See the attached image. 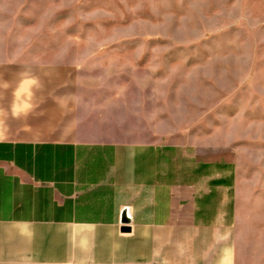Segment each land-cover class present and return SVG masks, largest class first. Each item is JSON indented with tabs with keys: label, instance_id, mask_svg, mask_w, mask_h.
I'll return each instance as SVG.
<instances>
[{
	"label": "crops",
	"instance_id": "1",
	"mask_svg": "<svg viewBox=\"0 0 264 264\" xmlns=\"http://www.w3.org/2000/svg\"><path fill=\"white\" fill-rule=\"evenodd\" d=\"M26 33L0 27V68ZM124 100L90 98L58 138L0 135V264H264V164L171 141Z\"/></svg>",
	"mask_w": 264,
	"mask_h": 264
},
{
	"label": "rangeland",
	"instance_id": "2",
	"mask_svg": "<svg viewBox=\"0 0 264 264\" xmlns=\"http://www.w3.org/2000/svg\"><path fill=\"white\" fill-rule=\"evenodd\" d=\"M1 4L0 27L27 33L0 68V135L61 137L113 92L171 141L264 164V0Z\"/></svg>",
	"mask_w": 264,
	"mask_h": 264
},
{
	"label": "clouds",
	"instance_id": "3",
	"mask_svg": "<svg viewBox=\"0 0 264 264\" xmlns=\"http://www.w3.org/2000/svg\"><path fill=\"white\" fill-rule=\"evenodd\" d=\"M29 83L34 85L36 82L34 80L29 81V82H25V85H24L25 89H27V86ZM18 114H20V113H18ZM229 256H230V252L228 250H225V254H224L223 259L221 260V264H230Z\"/></svg>",
	"mask_w": 264,
	"mask_h": 264
}]
</instances>
